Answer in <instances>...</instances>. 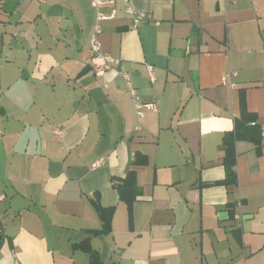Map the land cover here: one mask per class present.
I'll use <instances>...</instances> for the list:
<instances>
[{
  "label": "crops",
  "instance_id": "obj_1",
  "mask_svg": "<svg viewBox=\"0 0 264 264\" xmlns=\"http://www.w3.org/2000/svg\"><path fill=\"white\" fill-rule=\"evenodd\" d=\"M131 9L148 15L135 25ZM0 0V221L4 264H264V133L222 143L246 109L264 125V0ZM233 74L223 83L225 75ZM142 108L138 115L137 106ZM136 165L131 217L112 186ZM114 209L110 231L92 202ZM228 203H234L233 218ZM241 234V244L233 230Z\"/></svg>",
  "mask_w": 264,
  "mask_h": 264
},
{
  "label": "trees",
  "instance_id": "obj_2",
  "mask_svg": "<svg viewBox=\"0 0 264 264\" xmlns=\"http://www.w3.org/2000/svg\"><path fill=\"white\" fill-rule=\"evenodd\" d=\"M239 107L240 115L237 119H235L234 129L230 133L226 134L223 138V165L226 175L222 181L217 183L226 187L229 192L231 189L235 188L237 183L235 172V141L238 138L252 142H257L261 139V126L257 123V116L247 111L243 90H241L239 94ZM144 164H146L145 157L135 156L133 160H130L124 178H112L111 181L113 188L118 193L120 201L126 205L130 217L132 206L141 193V190L136 183V171L133 169V167ZM92 206L98 215V218L101 222V227L99 230L89 231V234L91 236H101L108 234L110 231V221L114 209L112 207L102 208L98 201L92 202ZM234 206V203H228L226 205V207L229 209L230 219L233 218ZM232 236L238 244H241V234L239 228L233 230ZM72 248L74 250H81L83 253L87 254L91 264H100L98 261L99 255L91 248L88 239L73 244Z\"/></svg>",
  "mask_w": 264,
  "mask_h": 264
},
{
  "label": "built area",
  "instance_id": "obj_3",
  "mask_svg": "<svg viewBox=\"0 0 264 264\" xmlns=\"http://www.w3.org/2000/svg\"><path fill=\"white\" fill-rule=\"evenodd\" d=\"M88 1L90 3V6L95 11V24L93 31L89 37V45H90V50L92 52V58L90 59V63L96 74H102L104 73V71L111 69L118 63L116 60L112 59L109 55L102 52L99 43V34L101 32L99 23L103 20L114 18L113 11L110 10L107 13L105 11L108 8L110 9L113 8L117 0H88ZM123 1H127V0H123ZM128 10H129V14H131L134 18L135 25L145 22L148 19V15H146L145 13L136 12L131 9ZM231 76H233V74L231 73L225 75L223 79V83H229L227 81L228 79L231 78ZM229 85L232 84L229 83ZM153 107H154L153 105H146V106L138 105L136 108L138 115H141L142 108L150 109ZM261 131L264 133V125L261 126Z\"/></svg>",
  "mask_w": 264,
  "mask_h": 264
},
{
  "label": "rangeland",
  "instance_id": "obj_4",
  "mask_svg": "<svg viewBox=\"0 0 264 264\" xmlns=\"http://www.w3.org/2000/svg\"><path fill=\"white\" fill-rule=\"evenodd\" d=\"M0 33H1V27H0ZM1 35L3 34H0V42L2 37H4V36L1 37ZM2 40L6 42L7 39L6 37H4ZM0 45L2 46V43H0ZM7 250L8 248L5 242L2 245H0V264H4V262L7 260Z\"/></svg>",
  "mask_w": 264,
  "mask_h": 264
},
{
  "label": "water",
  "instance_id": "obj_5",
  "mask_svg": "<svg viewBox=\"0 0 264 264\" xmlns=\"http://www.w3.org/2000/svg\"><path fill=\"white\" fill-rule=\"evenodd\" d=\"M2 240H3V228H2L1 221H0V245L2 243Z\"/></svg>",
  "mask_w": 264,
  "mask_h": 264
}]
</instances>
